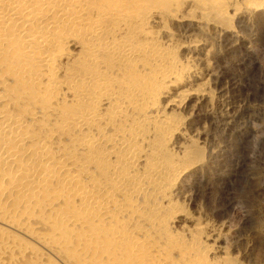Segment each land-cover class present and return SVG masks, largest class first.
Segmentation results:
<instances>
[{
    "label": "bare ground",
    "instance_id": "bare-ground-1",
    "mask_svg": "<svg viewBox=\"0 0 264 264\" xmlns=\"http://www.w3.org/2000/svg\"><path fill=\"white\" fill-rule=\"evenodd\" d=\"M247 17L264 0H0V264H244L179 198L214 97L180 29Z\"/></svg>",
    "mask_w": 264,
    "mask_h": 264
},
{
    "label": "rangeland",
    "instance_id": "rangeland-1",
    "mask_svg": "<svg viewBox=\"0 0 264 264\" xmlns=\"http://www.w3.org/2000/svg\"><path fill=\"white\" fill-rule=\"evenodd\" d=\"M250 19L233 24L237 32L231 40L211 27L180 29L189 39L202 40L193 57L209 61L213 70L207 75L201 70L200 79H211L214 97L201 105L189 103L186 116H192L193 127L190 123L188 131L197 136L200 154L211 153L198 177L186 179L179 198L193 215L222 229L226 251L244 264H264V20Z\"/></svg>",
    "mask_w": 264,
    "mask_h": 264
}]
</instances>
